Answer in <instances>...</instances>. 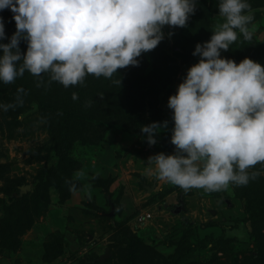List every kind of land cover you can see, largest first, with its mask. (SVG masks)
Instances as JSON below:
<instances>
[{"label": "rangeland", "instance_id": "374dc122", "mask_svg": "<svg viewBox=\"0 0 264 264\" xmlns=\"http://www.w3.org/2000/svg\"><path fill=\"white\" fill-rule=\"evenodd\" d=\"M215 1L198 0L190 18L197 17L193 19L199 26L208 22L210 28L199 34L191 47L177 51V29L164 26L165 38L156 47H162L175 61L176 73L159 92L156 103L146 93L136 95L134 90L120 87L115 105L109 109L103 96L81 98L83 85L88 86L86 80L68 87L52 81L49 85L58 90L57 100L71 103L66 112L75 117L56 134L47 124L54 114L42 113L45 105L53 111V99L43 96L40 100L45 104L39 107L37 95L28 86L19 94L23 103H16L22 78L7 84L0 81V104H15L7 110L0 107V264H127V259L135 264L181 260L264 264V227H253V206L244 195L253 187L251 180L245 185L230 182L220 190H186L146 171L148 156L174 151L170 142L172 110L167 99L175 93L186 69L197 62L199 57L192 54L195 44L209 39L223 20ZM249 2L254 16L249 24L252 39L239 34L221 54L236 62L249 57L264 66V0ZM12 15L7 8L0 11L6 33L0 42L7 43L16 30ZM26 46L21 40V50ZM138 59L139 65L118 68L113 74L122 89L132 78L144 81L145 74L154 72L152 50ZM41 75L49 78L48 73ZM137 96L140 101L135 102ZM152 121L168 122L155 144L147 143L148 134L140 130ZM59 165L65 172L60 181L52 176ZM248 170L264 177V169ZM141 245L149 247L150 262H142L141 254L131 258L129 249Z\"/></svg>", "mask_w": 264, "mask_h": 264}, {"label": "clouds", "instance_id": "9594fccd", "mask_svg": "<svg viewBox=\"0 0 264 264\" xmlns=\"http://www.w3.org/2000/svg\"><path fill=\"white\" fill-rule=\"evenodd\" d=\"M198 0H0L12 12L16 30L0 42V81L11 83L25 70L48 73V83L83 84L87 74L111 78L118 68L140 63L142 53L165 38L164 26L184 27ZM223 17L210 38L195 44L197 62L186 69L174 94L170 142L174 151L147 157L146 171L179 185L220 190L245 185L264 161V66L221 53L239 34L251 40L254 16L249 0H218ZM238 30V31H237ZM169 36L172 32L168 33ZM6 38L0 16V41ZM21 40L26 42L22 52ZM120 84V79L114 81ZM17 88L16 103H23ZM73 99L78 96L75 92ZM5 110L15 104H0ZM167 121L140 126L155 144Z\"/></svg>", "mask_w": 264, "mask_h": 264}, {"label": "trees", "instance_id": "16d2710c", "mask_svg": "<svg viewBox=\"0 0 264 264\" xmlns=\"http://www.w3.org/2000/svg\"><path fill=\"white\" fill-rule=\"evenodd\" d=\"M215 3L218 4V0H216ZM193 18L192 17L189 18L187 22L188 26L187 25L184 27L174 26V28H176L177 29L176 31L178 32V35H175L177 40L175 41V44L178 46L177 51H179L182 47H191L192 44L194 43L193 41H195V38L199 34L203 33V31L208 32L210 28V24L208 22H201L199 26V24L195 23L196 19ZM194 25L199 26V29H201V31H199V29L196 31H189V29ZM25 49L26 47H24L21 51L23 52ZM162 50H163L162 47H155L154 49H152V60L153 62L156 63V66L154 67L155 69L154 72L152 71L151 74L148 75L145 74L144 81L142 80L139 81L137 80V78L135 79L132 78V82H130V85H128L129 87L123 86V89L121 83L118 84L114 82L116 81V78L113 76L111 78H106L103 75L97 77L93 74H87L85 80L87 81L88 86L87 88H85L83 85L84 91L81 92V96H82L81 98L83 99L85 97L87 100L89 99L94 100L97 96H103L104 99L102 100V102L106 103L107 104L106 107L111 109L115 105V98L117 95L116 92L121 87V90H126V91L134 90V93L136 95L146 93L145 96H147L149 100H152L153 102L156 103L159 92L163 90L170 83L172 77L176 73L175 61L168 54H166L164 50L163 51ZM141 60L144 61L142 58ZM20 77L22 78L21 83L23 84V89L29 86L31 92L37 95L36 98L39 100V107L42 104H45L43 101L40 100V98L44 99V97H46V99L48 100L53 99V108H52L53 111H50L51 109L47 108L46 105L42 107V113L54 114L53 117H49V119H47L48 121L47 124L49 125L51 131H55V133L58 134L62 126L67 125L71 123V121H73L75 117L72 118L70 113L66 112L69 109L71 110V103H67V101L61 102L57 100L58 90H55L54 88L50 87L49 83L47 82L49 78L46 79L43 78L41 80L40 77L34 76L27 70H25L24 74ZM1 84L2 82H0V86ZM142 86H144V91L142 90ZM54 99H56L59 103L57 109L55 108L54 105V102H56V100L54 101ZM131 100H133V98H131ZM137 101H140L138 96L135 99V102ZM59 109H63L64 113L61 114ZM57 145L58 148L56 146V151L58 153L59 144ZM61 160L62 159H60V162ZM249 168L257 169L258 171L264 169V161L257 162L256 164L250 166ZM52 176L55 179H59L58 181H60V178L64 179L65 172L63 167H61L60 165L57 166ZM260 176L261 175L259 174L255 182H253V179H250L252 182L251 184H253L252 185L253 187H250L249 190H246L245 191L246 193L244 194L245 198L247 199V202L251 204V206H253V211H252L253 215L250 217L252 220V225L254 228H259V229L264 227V177L263 176L260 177ZM219 238L220 240H223V234H221ZM148 248H149L148 246H143V245H141L140 247L136 246V248L134 246V248L129 249V254L131 255V258L141 254L142 262H150L148 258L150 251ZM150 250H153L152 247L150 248ZM135 263L136 262H133V259H127V264H135ZM168 264H201V263L190 260H183V261L181 260Z\"/></svg>", "mask_w": 264, "mask_h": 264}, {"label": "water", "instance_id": "95a60500", "mask_svg": "<svg viewBox=\"0 0 264 264\" xmlns=\"http://www.w3.org/2000/svg\"><path fill=\"white\" fill-rule=\"evenodd\" d=\"M178 211H179V207H177L175 209V212H178ZM106 256H107V250H106L105 254L101 258L104 259Z\"/></svg>", "mask_w": 264, "mask_h": 264}, {"label": "built area", "instance_id": "2783aa9c", "mask_svg": "<svg viewBox=\"0 0 264 264\" xmlns=\"http://www.w3.org/2000/svg\"><path fill=\"white\" fill-rule=\"evenodd\" d=\"M145 216L149 217V216H150V214H149V213H147ZM145 216H143V218H146Z\"/></svg>", "mask_w": 264, "mask_h": 264}]
</instances>
